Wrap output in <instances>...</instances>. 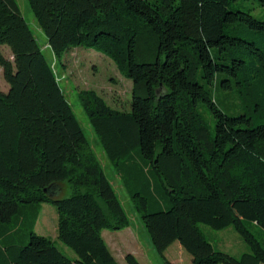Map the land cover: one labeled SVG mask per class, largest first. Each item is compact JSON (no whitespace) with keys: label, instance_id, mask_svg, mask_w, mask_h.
<instances>
[{"label":"trees","instance_id":"1","mask_svg":"<svg viewBox=\"0 0 264 264\" xmlns=\"http://www.w3.org/2000/svg\"><path fill=\"white\" fill-rule=\"evenodd\" d=\"M27 1L55 56L83 44L131 80L128 110L92 88L78 96L164 261L174 264L164 252L178 241L191 264H264L247 226L264 229V0ZM1 45L13 60L0 48V264H120L102 230L129 216L17 0H0ZM222 89L238 96L234 112ZM44 202L76 257L35 230ZM200 223L233 226L248 250L214 246Z\"/></svg>","mask_w":264,"mask_h":264},{"label":"rangeland","instance_id":"2","mask_svg":"<svg viewBox=\"0 0 264 264\" xmlns=\"http://www.w3.org/2000/svg\"><path fill=\"white\" fill-rule=\"evenodd\" d=\"M17 3L46 58L51 62L61 88L71 104L92 148L102 162L108 177L112 180L116 194L129 216L130 224L128 226L121 229L104 228L102 230L103 238L120 264H127L123 257L127 252L134 253L142 264H167L161 254L153 247L141 216L134 208L130 197V185L126 184L119 175L115 174L113 166L108 162L98 136L89 123L87 114L78 96L80 89L92 88L101 94L113 107L128 110L131 99V80L120 73L116 64L109 56L83 44H71L65 48L61 55L55 56L51 48L47 45L46 36L38 26L28 1L17 0ZM254 13L257 16H261L260 8L255 9ZM0 48L7 58L13 60V55L8 46L1 45ZM8 88L9 84L4 79L3 70L0 66V90L7 91ZM216 96L221 108L228 113L234 112L235 107L239 104L238 96L233 93L230 94L227 90H217ZM220 97L222 101L219 100ZM202 114L208 124L212 126L211 116L203 110ZM136 189H139V187L136 186ZM70 192L69 183L67 181L60 182L59 196H67ZM199 226L206 237L209 240H213L216 247L221 246L226 248L225 250L231 254L234 252L238 254L240 252L237 249L239 246H237L231 236L224 240L223 245L220 244L221 236L219 234L227 232V229H231L233 233L239 235L233 226H228L229 228L226 229L212 228L205 223H200ZM247 226L264 246V229L253 222H248ZM17 228L19 229L18 233H27V218L23 221L20 220ZM35 230L53 239L57 246L69 257H76L75 252L57 238V211L53 204L45 202L42 204L39 217L35 224ZM238 237L241 242L245 243L240 236ZM176 245L181 247L183 255L177 249ZM165 254L176 264H189L188 258H191L190 254L178 241H175V244L166 250Z\"/></svg>","mask_w":264,"mask_h":264},{"label":"crops","instance_id":"3","mask_svg":"<svg viewBox=\"0 0 264 264\" xmlns=\"http://www.w3.org/2000/svg\"><path fill=\"white\" fill-rule=\"evenodd\" d=\"M226 228H229V227H226ZM226 228H224V229H226ZM228 231L227 232H223V233H220L219 234V236H221V242H220V244L221 245H223L224 244V240L225 239H227V238H229L230 236L233 238V241L237 244V246H239V248H237V249H239L238 251H240L238 254H236L235 252L234 253H232V254H234V255H239L240 253H242V252H244V251H247L248 250V246L246 245V243H243V242H241L240 241V239H239V235H236L235 233H233V231H231V229H227ZM216 235H218V234H216ZM212 241V243L214 244V242H213V240H211ZM173 244H175V242H173L172 244H170L167 248H166V250H168ZM214 246H215V244H214ZM176 247H177V249L179 250V251H181L180 253L183 255V251H182V249H181V247L179 246V245H176ZM218 248H220V249H223V250H225L226 248H223V247H218ZM165 250V251H166ZM227 251V250H226ZM165 253V252H164ZM165 256H166V254H165ZM185 256H187V255H185ZM124 257V256H123ZM167 257V256H166ZM188 257V256H187ZM168 258V257H167ZM170 261H172L174 264H176L173 260H171L170 258H168ZM188 260H189V264H191V258H188ZM141 262V261H140Z\"/></svg>","mask_w":264,"mask_h":264},{"label":"water","instance_id":"4","mask_svg":"<svg viewBox=\"0 0 264 264\" xmlns=\"http://www.w3.org/2000/svg\"><path fill=\"white\" fill-rule=\"evenodd\" d=\"M57 193H59V191Z\"/></svg>","mask_w":264,"mask_h":264}]
</instances>
